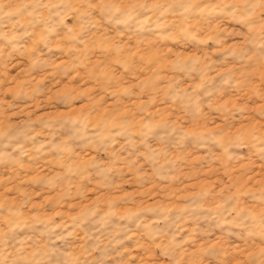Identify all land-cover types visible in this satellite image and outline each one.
I'll list each match as a JSON object with an SVG mask.
<instances>
[{
	"label": "clouds",
	"instance_id": "obj_1",
	"mask_svg": "<svg viewBox=\"0 0 264 264\" xmlns=\"http://www.w3.org/2000/svg\"><path fill=\"white\" fill-rule=\"evenodd\" d=\"M131 38L136 42L129 46ZM186 45L201 54L180 55ZM57 49L68 57L60 70L83 69L82 83L58 90V110L65 113L59 118H34L25 111V119L8 121V105L0 103V163L48 158L55 170L41 181L56 191L58 204L83 197L91 183L117 192L124 169L132 172L139 191L154 184L179 189L193 181L185 171L190 151L204 158L201 172L239 170L237 175L246 178L253 158L264 162V128L251 127L244 105L217 103L236 82L230 69L216 71L229 58L233 64L264 62V0H0V57H25L35 70L44 65L41 50ZM213 52L220 54L215 61ZM42 94L39 82L27 78L14 99L38 104L35 97ZM160 105L177 114H154ZM213 112L219 126L210 121ZM255 117L264 120V108ZM78 147L99 158L84 160ZM16 191L22 199H0V222L7 224V231L0 228V264H95L109 245L123 243L135 229L159 244L168 264H188L184 245L193 233L181 234L189 221H198L202 233L227 237L237 264H264V183L250 190L244 179L233 177L227 187L203 188L178 207L165 199L127 214L117 208L134 198L122 196L105 202L107 210L98 215L93 211L59 223L29 215L24 210L29 197L21 188ZM85 225L90 238L96 234L93 243L79 253L68 251L69 237ZM101 236L111 239L105 244Z\"/></svg>",
	"mask_w": 264,
	"mask_h": 264
},
{
	"label": "rangeland",
	"instance_id": "obj_2",
	"mask_svg": "<svg viewBox=\"0 0 264 264\" xmlns=\"http://www.w3.org/2000/svg\"><path fill=\"white\" fill-rule=\"evenodd\" d=\"M135 38L128 40L129 46L134 45ZM231 41H225V44H230ZM151 44L144 46V51L148 52ZM232 47L237 45L232 44ZM42 51V59L44 65L35 70L27 67L28 60L25 57H15L13 59H6L0 57V103L8 105L6 109V117L8 121H17L25 119L24 112L32 117L47 116L59 118L65 115L64 112L59 111L60 105L57 104L55 97L60 95L58 90H67L69 88L80 85L83 80V69L78 70L75 74H65L60 70L58 65L66 62L68 57L63 54L60 49L52 52ZM169 53L175 51L174 48H169ZM180 55L199 56L201 54L200 48H191L185 46V50L179 53ZM213 60H217L219 53H209ZM156 54L152 53L147 57L149 66L155 59ZM230 59H226L219 63L216 71L224 72L227 69L231 70L232 80L235 81V86L231 91H225L218 99L217 103L221 107L232 105H244L250 110L249 118L253 120L251 127L264 128V120L255 117V113L264 108V62L257 63L255 59L249 60L240 64L230 63ZM163 67V65H161ZM146 71V70H145ZM143 78L144 73L138 74ZM70 77V78H69ZM30 78L33 82H39L43 94L35 97L39 101L38 104H33L31 101H25L17 96L14 99V94L26 88V79ZM135 80V77H133ZM90 83V82H89ZM87 87V84H84ZM107 99V98H103ZM79 107V103L76 105ZM111 107L105 109L108 111ZM129 109H125L127 113ZM167 113L169 118L174 117L177 112L175 109L169 107L165 109L163 105L154 106V114L161 112ZM133 115L135 113L133 112ZM211 122H218L220 117L217 113H209ZM3 119V117H0ZM188 121L185 119V124ZM193 127H196L193 125ZM78 155L84 160H96L99 154L90 149L77 148ZM204 158L197 155L194 151H190L186 155L188 168L186 172H190L193 176L192 182L184 181L179 189L171 191L166 190L163 186L152 185L144 191H139L138 185L133 178L132 172L127 169L123 170V184L117 192H111L106 189L98 190L95 183L87 185L86 194L83 197H75L69 200H64L58 204L59 197L55 190L49 189L41 181V177H49L50 173L54 171V166L48 162V158H41L40 160L17 161L15 164L0 163V199L5 201L20 200L16 189H23L30 200V206L24 210L31 215L37 213L41 218H53L55 223L61 220H68L74 215H81L89 212L99 214L106 211L107 201L118 200L122 196L134 198V203L126 207H118L117 211L121 214H127L130 211H135L142 203L149 205L155 203H164L167 199L168 203L174 208L178 207L187 197L194 196L197 191L203 188H211L216 190L218 186L223 183L227 187V182L231 181L233 177L244 179V183L251 190L252 186H259L264 183V162H256L252 159L249 174L246 178L237 175L239 170H233L232 175L221 174L220 172L210 171L205 168L200 171L201 164ZM19 165V166H17ZM23 181V183H21ZM50 182H55L54 178ZM179 183V182H178ZM139 191V196L136 192ZM167 192V197L164 193ZM247 196V193H245ZM3 209H0V215H3ZM37 227H43L37 225ZM202 225L198 221H189L185 225V231L181 234L187 236L189 232L193 235L184 245L185 259L188 264H237L229 255L231 245L227 237L221 236L218 232L202 233L200 231ZM0 228L7 231V224L0 222ZM86 225L76 230V233L69 237L67 244L68 251L73 253L81 252L89 244L93 243V238L96 234H92L90 238L88 233L84 231ZM24 231H30L24 229ZM35 236V233H32ZM111 239L110 236H101L100 240L105 244ZM32 241L29 240V243ZM40 241L37 240V243ZM11 243V241H9ZM103 246V245H102ZM99 253H93V257H98ZM89 257V259H93ZM95 264H168L166 256H161L159 244L153 245V242L141 233L139 229H135L130 233V238L117 244L115 247L109 245L105 249L103 260H96Z\"/></svg>",
	"mask_w": 264,
	"mask_h": 264
}]
</instances>
